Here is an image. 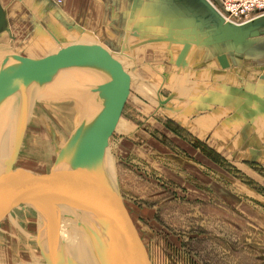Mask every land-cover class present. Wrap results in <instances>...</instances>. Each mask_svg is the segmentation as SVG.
<instances>
[{
    "label": "rangeland",
    "instance_id": "374dc122",
    "mask_svg": "<svg viewBox=\"0 0 264 264\" xmlns=\"http://www.w3.org/2000/svg\"><path fill=\"white\" fill-rule=\"evenodd\" d=\"M87 1L84 12L93 6ZM36 2L39 6L43 0ZM2 3L8 9L0 50L35 59L97 44L110 50L107 42L111 40L101 30L100 17L94 21V32L89 22L82 23L84 27L71 18L61 25L49 17L52 11L37 5L16 0ZM19 8L41 21L25 15L17 18ZM97 12L102 14L100 6ZM69 25L82 31L69 36ZM121 54L113 53L131 76L139 74L145 84L132 81L128 102L109 138L107 158L120 184L139 264H264V184L250 180L247 169L234 167L232 153H225V159L216 156L172 121L171 117L179 119L162 106L160 90L154 93L145 81L152 71L141 70L135 60ZM30 100L26 105L32 102V113L0 211V264H79L84 238H92L91 212L84 207L92 202L87 178L80 195L84 235L70 219L72 214L56 203L52 187L58 181L54 172L60 152L71 138L70 127L58 122L33 97ZM67 114L76 125L80 123L75 111ZM178 138L185 150L176 144ZM184 143L199 153L190 157L186 150H192ZM252 170L264 174L259 168Z\"/></svg>",
    "mask_w": 264,
    "mask_h": 264
},
{
    "label": "water",
    "instance_id": "95a60500",
    "mask_svg": "<svg viewBox=\"0 0 264 264\" xmlns=\"http://www.w3.org/2000/svg\"><path fill=\"white\" fill-rule=\"evenodd\" d=\"M107 1L113 6V10L108 9L113 18L110 26L121 30L115 31L118 39L108 41L107 47L119 54L124 53L126 57L139 46L165 45L171 57V64L178 69L189 68L194 52L200 51L204 53V63H216L223 71L240 66V59L247 62L264 58V16L245 25L236 26L226 23L209 0ZM120 3L121 9H117ZM5 20L6 12L0 2V32ZM68 29L82 31V28L74 25H69ZM125 31L139 42L128 45L129 39H126ZM94 49L99 53H93ZM109 53V50L97 44L88 49H63L55 56L41 59L14 54L6 56L0 62V118L4 114L8 99L13 97L17 100L24 96L25 91L37 89L33 95L36 99L39 91L54 86L58 77L65 80L72 77L73 84H77L76 92L92 110L88 119L76 125L73 136L62 148L54 172L57 176L55 180L58 181L52 184L56 189V203L72 214L73 218L70 219L79 225L84 235L87 231L82 222L81 189L86 177L92 173L97 155L101 152V160L106 154L109 138L129 99L128 83L131 79ZM84 85L89 86L90 90L85 89ZM65 86L67 87H63ZM158 96L163 107L172 99L170 96ZM31 104L25 105L24 112L16 117L9 135L6 130L2 131V134L11 138L9 151L5 156L0 153V188H6L12 168L18 159L32 113ZM261 115H264L263 110L255 114ZM61 188H66V191ZM113 189L120 200H124L117 178L113 181ZM86 204L84 207L91 212L92 217L89 231L95 239L86 235L84 244L78 251L80 259L78 258L77 262L139 264L130 233L120 221L114 223V241L117 245L112 249L111 256H106L98 242L100 206L95 202Z\"/></svg>",
    "mask_w": 264,
    "mask_h": 264
},
{
    "label": "crops",
    "instance_id": "0c3cea01",
    "mask_svg": "<svg viewBox=\"0 0 264 264\" xmlns=\"http://www.w3.org/2000/svg\"><path fill=\"white\" fill-rule=\"evenodd\" d=\"M0 1L6 12L8 8L4 6L2 0ZM16 1L20 4L25 3V5H37L35 0ZM88 1H91L93 6H89L90 9L88 8L89 10L84 12L85 7H87L86 0H43V2L38 0L40 8H44L45 11H52L54 14L49 17L52 20H58L61 25L71 18L75 19L79 25H84V27H86V24L82 23L89 22L90 24L87 25L95 32L92 26H96L94 21L100 17L102 22L99 25L101 30L105 29L107 39L111 41L118 39V34L115 31L120 32L121 30L118 28L113 29L110 26L113 22L111 21L113 19L111 12L108 11V9L113 8L111 2L107 0ZM211 2L218 10L216 6L220 5L221 0ZM97 6L102 8V14L97 12ZM121 7L122 4L120 3L117 9H121ZM17 9L16 11L19 13L17 18L25 15L24 18L29 16L31 19L37 20L36 22L41 21L37 15H30L31 12L26 11V8ZM56 11L58 14H55ZM73 11L75 12L73 13ZM48 27L50 26L48 25ZM51 30L53 33L52 28ZM76 31L78 30L68 29L69 36L74 35ZM46 34L48 35L49 32L47 31ZM124 34L127 36L126 39H129L128 45L131 46V44L139 42L137 39L132 38L128 32L125 31ZM109 52L111 56H114V52L117 53L112 50H109ZM93 53L98 54L99 52L94 49ZM130 53L126 57L128 60H135L141 70L152 71L149 74L150 78L145 81L150 82L154 93L157 89L160 90L159 94L162 98H168L167 96L172 98L165 105V108L173 113V117L179 119L174 120L175 118L171 117L172 121L192 134L216 156L225 159V153H229L228 156H231L232 153L234 167H237L238 164L239 169H247L250 180L261 185L264 184V178L261 177H264V174L261 175L259 172L252 170L253 168L254 170L258 168L264 170V115L255 116L256 112L264 111V58L250 62L240 59V66L223 71L216 63H204V53L195 51L190 67L181 70L171 64V57L165 45L139 46ZM155 53L157 57L153 59ZM121 55L126 56L124 53ZM36 59L41 58L37 57ZM112 59L118 61L123 67V72L130 77L129 92L132 81L145 84L139 74L136 77L131 76L130 72L124 67L123 62L115 57H112ZM166 66L168 69H164L167 68ZM179 141L180 139L177 140L176 144L178 143L177 145L184 149L181 146L183 144ZM185 145L186 149L192 150L190 152L186 150L190 157L193 152L199 153L189 144L186 143ZM247 153L256 154L257 156H247ZM200 155L204 157L201 152ZM243 157H248V159H241ZM205 158L209 160L208 155ZM121 202L127 221L124 200Z\"/></svg>",
    "mask_w": 264,
    "mask_h": 264
},
{
    "label": "bare ground",
    "instance_id": "6f19581e",
    "mask_svg": "<svg viewBox=\"0 0 264 264\" xmlns=\"http://www.w3.org/2000/svg\"><path fill=\"white\" fill-rule=\"evenodd\" d=\"M218 13L220 14L219 11ZM220 15L222 16V14ZM225 22L230 23L226 20ZM234 25L242 26L237 24ZM8 52L10 51L0 50V62L6 56L17 54L14 53L15 51H13L11 54ZM71 79L72 77L67 78L66 80L62 77H58L55 80L54 86H49L48 88L46 87L44 90H40L39 95L35 99L38 103L43 106V108L50 112L55 117V119L60 122L63 126H65L66 128L68 126L70 127L67 128L70 137H72L74 134V128L76 124L72 119L69 118L67 112L75 111V116H77L81 122H83V120L88 119L92 115L91 108L86 104L84 99L76 92L77 89L75 86L77 84H73L74 80L72 82ZM64 85H67V87L65 86L64 88ZM84 88L90 90L89 86L87 85H84ZM36 91L38 90L30 89L28 91H25L24 96H20L19 99L16 100L15 98L11 97L6 101L7 104L4 109V114L1 115L2 118H0V153L2 156H5V154L9 151L8 148L10 145L11 137L8 135L9 131H12L13 122L16 121V117L23 113L26 103L30 99H32ZM4 130H6V133H8V135L2 134V131ZM3 135L4 140L2 141ZM107 152L108 148L106 150V154L103 155L101 160H99L101 152L97 155L95 162L92 166V173L86 177L87 181L84 182L85 185L87 183L88 194L91 196L92 202H95L97 206H100L98 242L102 251L106 254V256L110 257L112 249H114L117 245V243L114 241V223L116 221H120L122 224L126 225V229L129 231V218L127 217L126 221L122 202L119 196L116 194L115 190L113 189V181H115L114 169L107 158ZM9 190L10 187L8 186V184L6 185V188H0V211L2 209L6 193Z\"/></svg>",
    "mask_w": 264,
    "mask_h": 264
},
{
    "label": "built area",
    "instance_id": "2783aa9c",
    "mask_svg": "<svg viewBox=\"0 0 264 264\" xmlns=\"http://www.w3.org/2000/svg\"><path fill=\"white\" fill-rule=\"evenodd\" d=\"M216 7L224 20L237 25L264 16V0H221Z\"/></svg>",
    "mask_w": 264,
    "mask_h": 264
}]
</instances>
